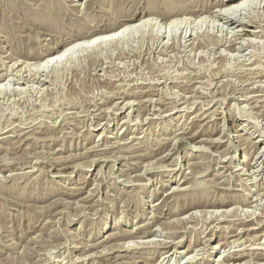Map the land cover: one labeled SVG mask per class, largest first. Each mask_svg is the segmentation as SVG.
I'll return each instance as SVG.
<instances>
[{
	"label": "rangeland",
	"instance_id": "rangeland-1",
	"mask_svg": "<svg viewBox=\"0 0 264 264\" xmlns=\"http://www.w3.org/2000/svg\"><path fill=\"white\" fill-rule=\"evenodd\" d=\"M220 1L0 0V264H264V0Z\"/></svg>",
	"mask_w": 264,
	"mask_h": 264
},
{
	"label": "bare ground",
	"instance_id": "bare-ground-1",
	"mask_svg": "<svg viewBox=\"0 0 264 264\" xmlns=\"http://www.w3.org/2000/svg\"><path fill=\"white\" fill-rule=\"evenodd\" d=\"M256 1H259V0H221L220 3L217 4V5H218V7H223V9L220 12H221L222 15L226 16L225 20L228 21V22H232L233 19H231L230 16L232 17L233 15H236L238 13L239 14H241V13L244 14L246 12V8L249 5L253 4L254 2L256 4ZM191 7H193V6H191ZM202 7H203V5L199 6V4H197V7H194L195 9L193 8V10L190 9L188 11H184L185 13H182V14L178 13L179 11L171 12V13H174V14L168 16V19H164V21L165 20L166 21L163 22V23H165L172 30L176 26L175 23H177V21L180 19V18L179 19H172V17H174V16H176V18H177V16L190 14L191 16L197 17L196 18L197 21H200L201 19H205L204 15L206 13H208V11H211V10H209L210 9L209 8L208 11H207V9H204ZM169 8H171V7H169ZM188 8H190V7H188ZM222 15H220V16H222ZM159 17H160V15H159ZM159 17H152L151 13H149V14H145L144 13V14H140V15L136 16L134 19L127 20L123 24H121L119 26H116V27H113V28L104 29V30H98V31L96 30L94 32L84 31L82 33V35H80L78 37V39L76 38V40H74L72 42L68 41L69 43L65 44L63 47H61V48L58 47L59 49L58 48L57 49H51V50L48 49V50H46V53H44L45 54L44 57H37V58L35 57L34 59L36 60V62L33 64L35 68L34 67L33 68L37 72H45L46 73V71H49L48 70L49 68L52 69V67H56V65L58 66L59 64H61V62L65 59L64 57L65 56H67V57L70 56V53L72 51L74 53H76V52H78L80 50H85V49H90V48H93V47H96V46H101V45H103L106 42H112L113 43V42H118V41H121V40H125L126 36H130V35L136 33L135 31L138 32V31L146 29L151 22H155L156 23L155 26L157 27V23L161 19ZM185 19H187V18H183L184 21H185ZM191 19H192V17H191ZM250 28L251 27L249 25H243L242 29H240L239 32L241 34H243V35H248V34L254 33L252 31H250ZM45 73H43V74H45ZM0 77H2V76H0ZM197 207H204V208L205 207H212V208L214 207V208H217L219 206H216L215 204H209L208 203V205L200 204V205H197ZM129 237H130V235H129ZM244 253H245V251H244ZM237 256H236L235 261L242 260V258H243L242 256H238V258H237Z\"/></svg>",
	"mask_w": 264,
	"mask_h": 264
}]
</instances>
